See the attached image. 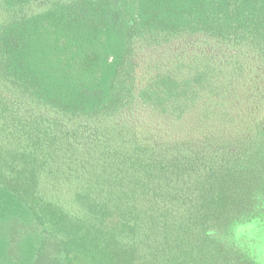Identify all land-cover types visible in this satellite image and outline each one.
I'll use <instances>...</instances> for the list:
<instances>
[{
	"label": "trees",
	"instance_id": "obj_1",
	"mask_svg": "<svg viewBox=\"0 0 264 264\" xmlns=\"http://www.w3.org/2000/svg\"><path fill=\"white\" fill-rule=\"evenodd\" d=\"M0 264H264V0H0Z\"/></svg>",
	"mask_w": 264,
	"mask_h": 264
}]
</instances>
